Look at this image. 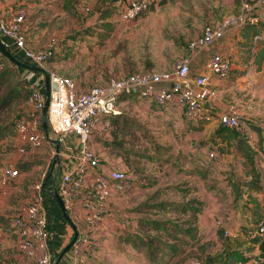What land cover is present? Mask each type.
Segmentation results:
<instances>
[{
  "label": "rangeland",
  "instance_id": "374dc122",
  "mask_svg": "<svg viewBox=\"0 0 264 264\" xmlns=\"http://www.w3.org/2000/svg\"><path fill=\"white\" fill-rule=\"evenodd\" d=\"M129 1L0 0V16L10 21L23 14L28 48L32 51L55 48L57 58L46 66L47 71L70 78L79 89L85 90L130 74L172 72L175 64L187 54L190 43L202 37L207 27H216L224 18L237 17L246 6L258 2L166 0L164 5H155L137 20L126 21L117 8L126 6ZM113 8L116 10L113 19L116 32L101 44L88 32H94L102 10ZM236 45L238 56L225 55L233 60V74L227 80L212 79L211 85L215 89L219 86L221 91L233 90V94H225V104L232 103L236 107L243 122L253 131L252 145L258 148L259 143H264V64L259 68L248 62V48L240 42ZM6 71L4 81H0V108L22 80L28 82L14 64L12 67L5 64L0 79ZM17 93L20 98L0 109V195L6 166L20 169L19 165L29 159L43 164L23 176L15 198L23 202L16 203L9 214L0 211L4 233L15 245L13 252L21 254L10 222L23 204L35 201L39 195L37 186L48 184L45 189L52 190L53 180L58 186L59 178L57 167L50 165L56 156L54 145L44 143L36 148L28 147L25 156L19 153L20 142L14 132V123L20 116L31 118L36 112L26 99L27 90L18 88ZM147 102L136 97L124 98L118 106L121 113L118 124L105 133L96 131L92 137V146L101 164L126 170L130 180L124 191L113 197L109 216L91 232L92 247L84 250L83 263L181 264L199 258L205 261L207 256L223 251L221 234L224 229L228 236L223 235V238L228 239L232 247L242 246L244 252H249L253 248L251 238L259 236L252 201L259 200L264 205V190L263 193L247 191L242 159L233 150L226 154L220 152V141L214 135L218 123L214 127L205 125L202 131L194 134L185 117H182L184 127H178L177 121L168 116L166 107ZM197 126L202 127L201 124ZM255 128H262V135L258 136ZM260 152L256 167L264 189V151ZM45 196H49L60 210L53 196L48 192ZM189 200L199 202L202 213H206V228H200L193 212L183 213L184 209H180L181 204ZM2 203L4 199L0 198V209H3ZM162 203L177 206L163 208ZM145 220L170 221L179 229L189 230L191 236L180 230L172 239L166 237L164 231L158 235L148 229ZM218 221L223 223L224 229L218 227ZM69 231L73 232L71 228ZM140 233L146 235L147 241L155 238L152 251H149L153 256L143 247ZM173 241L179 247V253L174 255L170 248H163ZM136 245L139 248H135ZM162 248L166 251L162 252ZM250 250H254L248 253L253 259L248 264L264 262L258 248Z\"/></svg>",
  "mask_w": 264,
  "mask_h": 264
},
{
  "label": "built area",
  "instance_id": "2783aa9c",
  "mask_svg": "<svg viewBox=\"0 0 264 264\" xmlns=\"http://www.w3.org/2000/svg\"><path fill=\"white\" fill-rule=\"evenodd\" d=\"M149 6L150 0H130L123 6L121 17L126 21L137 20ZM263 8L264 0H258L256 5L246 6L239 16L224 18L216 27H207L202 37L190 43L187 54L175 64L170 73L134 74L123 79H112L103 86H90L85 90L79 89L72 79L47 71V62L54 54L53 47L42 51L28 48L23 14L10 21L0 16V40L4 47L19 56L18 61L40 68L49 75L51 90L47 110L48 126L51 137L60 141L61 148L65 147L60 153L61 166L57 171L59 181L56 187L79 232L78 240L65 256L69 258L70 264H84L83 252L92 247L91 232L97 230L109 216L113 197L122 193L129 184L130 178L126 170L101 168L99 156L92 146L94 133H105L111 127L109 118L120 114L118 103L121 97L150 99L160 107L177 105L190 123L217 122L219 126L241 137L253 139V131L243 122L234 105L225 107L220 113L216 111L217 91L211 85L212 79H229L234 72V63L220 51L212 53L210 49L228 34L237 32L242 25H258L260 21H264ZM258 11L262 13H257ZM260 40H264V33L255 39L256 42ZM203 50L211 53L203 70L193 75L194 55ZM3 56L0 51V57ZM40 76L42 79L39 83L31 86L29 99L35 109V116L21 118L15 125V132L20 140L19 153L22 156L27 154L28 147L36 148L47 142L42 127V112L47 101L44 83L46 76L43 73ZM73 139L78 142L76 151L70 149L73 147L70 140ZM56 167L58 170L57 165ZM19 176V170L14 165H8L3 170L1 185L6 190L12 180ZM37 190L38 197L31 204L20 207L11 227L18 238L22 256L30 264H54L58 256H53L49 248V218L43 208L44 196L41 193L44 192V186H37ZM217 225L224 229L221 221ZM258 229V235L264 236V221L258 224ZM3 234L4 228L0 226V236ZM224 235L228 236L225 229ZM183 264L201 262L191 260Z\"/></svg>",
  "mask_w": 264,
  "mask_h": 264
},
{
  "label": "trees",
  "instance_id": "16d2710c",
  "mask_svg": "<svg viewBox=\"0 0 264 264\" xmlns=\"http://www.w3.org/2000/svg\"><path fill=\"white\" fill-rule=\"evenodd\" d=\"M165 3H166V0H150L149 9L146 12H144L142 15H146L150 11V9L154 8L155 5H158V4L164 5ZM122 8L123 6H118L117 8L118 9L117 12L119 15H121ZM115 15H116V10L114 8L109 9V10L107 9L102 10L99 16V24L94 29V32H88V33L90 35L96 36L99 43L105 44L107 41H109L112 38V36L116 32V24L114 23V20H113L115 18ZM263 33H264V21H260L258 25H252L250 23H246L242 25L237 31V36L240 38L239 42L242 44V46H245L246 48H248L249 58L247 61L250 63H253L259 68L264 64V40H260L256 42L255 39L259 37L260 35H262ZM25 39H26V36H25ZM73 39L78 40L77 37H74ZM26 43H27V39H26ZM57 55H58V51H56V49L54 48V54L48 60L47 65L51 63L52 61H54L57 58ZM5 64L6 66L10 64V67H12V64L9 62V60L5 56L0 57V71L1 70L3 71ZM7 74H8V71H6L2 75V78L0 79L1 82L4 81L3 78L6 77L5 75ZM130 75H134V74H130ZM10 77L12 78L13 76H10ZM18 88H20V90L23 89L24 92L25 90H27L28 97L26 96V99L27 101H29L30 95L32 93V87L27 85L26 82L22 80L21 84L18 85L17 89L13 90L6 96L5 98L6 100L2 104L0 109H2L5 105H7V107L10 106L11 102H14L18 98H20L19 94L17 93ZM129 97L130 96L121 97L119 100V103L124 98H129ZM119 103H118V106H119ZM120 116H121V113L118 115H112L109 118L111 122V127L113 125L116 126L118 124V120ZM21 117L23 116H20L18 119H21ZM18 119L14 123V132H15V125ZM189 125L193 127L192 131L197 132V133L198 131H202L203 126H205L204 124L202 125V127H198L197 126L198 124H193V123H190ZM252 126L255 127L254 125ZM110 130L111 128L109 129V131ZM255 132L256 134H258V136L262 135L261 134L262 128H257V129L255 128ZM113 133H115V131ZM214 135L220 141L219 150L222 154H226L227 152L233 150L238 155V157L242 159V166L244 170L246 171L245 176L247 178V181L244 183V186L246 187L247 191L263 193L264 189H263L260 172H258V169L256 167V158L258 157V154L261 153L260 151H264V148H262L264 143H259L258 148H256L255 146L252 145V142H251L252 140L245 138V137H241L237 135L235 132L229 129H226L222 126H218ZM45 143L47 144V142ZM37 166L42 167L43 164H40L37 160L29 159L26 162L21 163L19 165L20 169L18 170L20 174L29 173ZM252 202L254 204L253 217L256 220L257 224H259L261 221H264V205H262L259 200H253ZM161 206L163 208H167V207H176L177 205L170 204V203H162ZM180 209H184L183 213L187 211H190L191 213L193 212V215L197 217V220L199 223V218L202 215V208L199 207V202L195 200H189L187 203L181 204ZM12 220L10 222V226L12 224ZM144 223L148 227L149 230L157 233L158 235L160 232L164 231L167 233L166 237L171 238V239L177 237L175 236V233L178 230L182 231L183 233H186L189 237L191 236V232H189V230L183 229V228L179 229L178 226H176L170 221H146L145 220ZM0 226H3V228L5 227L3 223L2 224L0 223ZM141 234L142 233H140V235ZM142 235L143 236H140L142 239L141 243H143V247H145L149 253V251H152L155 238H150V241H147L146 235L144 234ZM223 235H224V231L221 234L222 242H223V251L220 254H217L215 256H211V255L207 256L205 261H202L199 258V260H201L203 264H248L253 259V257L250 256L248 253H251V251H254L250 249H256V248H258V251L261 254V258H264V236L262 237L254 236L253 238H251L250 242L253 248H250L249 252H244L243 250L244 248L242 246L232 247L229 244L228 239L223 238ZM175 243L176 241L170 242V244L169 242H167V244H165V247L163 248L165 249L170 248V251L173 255L176 253H179L178 252L179 247L176 246ZM134 247L139 248L138 245ZM163 248H162V252L166 251ZM152 254L153 252L149 253L150 256L154 255ZM58 255L59 254H56V256ZM166 256L167 255L162 256L161 259L165 258ZM258 264H264V262H261V260H259Z\"/></svg>",
  "mask_w": 264,
  "mask_h": 264
},
{
  "label": "crops",
  "instance_id": "0c3cea01",
  "mask_svg": "<svg viewBox=\"0 0 264 264\" xmlns=\"http://www.w3.org/2000/svg\"><path fill=\"white\" fill-rule=\"evenodd\" d=\"M261 11H258L257 13H262ZM263 11H264V8H263ZM239 41H240V38L237 36V32L230 33L225 37L224 40L218 42L216 44V46H214V48L210 49V51L212 53L214 51H220L224 55L227 54V55L238 56V51H237L238 48H237L236 44ZM210 51L209 50H203V51H200L194 55L193 64H192V74L193 75H196L203 70V68H204V66L208 60V56L211 53ZM15 67L18 68L17 70L20 73V75L23 76V79H26L28 81L27 84L29 86H32L33 84H36V83L38 84L39 81L42 79V77L40 76V73H38V72H33V71H30V70H27V69H24L21 67H17V66H15ZM29 73L34 74V75L33 76L29 75ZM213 79H216V78H213ZM44 81H45L44 83L46 84V80H44ZM215 87H217L216 88L217 90L214 88L217 91L216 111H217V113H220L223 109H225V107L232 105V103L225 104L224 98L227 95L226 93L228 92V93H230L228 95H231L234 92H233V90H230V89H227L226 91H224V90L221 91L219 89V86H217V85ZM145 100H147L150 104L153 103L150 99H145ZM118 109H119V107H118ZM166 110L168 112V116H170V118L175 119L177 121L178 127H184L183 123H182L183 122L182 117L184 118L182 109H180L177 105H171V106L166 107ZM216 124H217V122H214V123L208 124V125L214 127L213 125H216ZM201 125H204V124H201ZM99 132H101V131H99ZM190 133L193 134L192 131H190ZM194 134H197V132H194ZM19 142H20V140H19ZM70 143L73 146L70 149H73V151H76L77 147H78V142L76 141V139L70 140ZM47 144L53 145L50 142H47ZM64 150H65V147L62 146V151H64ZM53 162H54V160H52L50 165L52 164V166H53ZM101 168L108 170V169H112V168H116V167L110 166L108 164H103V165H101ZM25 175H27V173H21L18 178L12 180V183H10L9 187L6 190L4 188H1V189H3L4 192L2 191V195H0V198L4 199V203H2L3 209H0V211H2L3 213H7V214L11 213L13 211V207L16 206L15 205L16 203L18 205V203L23 202L22 199H20L18 201V200H15V198H16V194L19 192L18 186H19V184L22 183L23 176H25ZM52 179H54V178H52ZM46 186H48V184H44L43 208H44V211L48 215V218H49V227H48L49 248H50L53 256H56V254H60L63 251V249L69 244L72 236H74V233L73 232L71 233L69 231L71 227L66 222V220L63 216V213L61 211V208L59 207L60 210L57 209L54 202L52 201V199L49 196H45L46 192H48V194L51 195V193H50L51 189H45ZM51 187L53 188V185ZM205 215H206V213L203 212L201 217L199 218V226L201 229L206 228ZM4 230H5V227H4ZM12 234L14 236H16L14 234V231ZM7 237L8 236H7L6 232L2 236H0V264H21V263H27V264L29 263L30 264L31 262L29 260L25 259L24 256H22L19 253L15 254L13 252V248L15 247L14 242H13V240H9ZM17 240H18V238H17ZM60 264H70L69 258L64 257Z\"/></svg>",
  "mask_w": 264,
  "mask_h": 264
},
{
  "label": "water",
  "instance_id": "95a60500",
  "mask_svg": "<svg viewBox=\"0 0 264 264\" xmlns=\"http://www.w3.org/2000/svg\"><path fill=\"white\" fill-rule=\"evenodd\" d=\"M0 51L3 53V55L10 61V63L14 64L17 67H21L33 72H38V73H43L46 76V93H47V101H46V106L42 112V127H43V131L45 133L47 142H50L51 144H53L56 148V156L53 162V168L57 165L58 166V170H60V166H61V160H60V153H61V143L60 141L54 139L51 137L50 134V130H49V126H48V121H47V110H48V106H49V98H50V80H49V75L47 74V72H45L44 70L37 68L35 66H29L26 65L20 61H18L12 54L11 52H9L4 45L2 44L1 40H0ZM51 195L55 198V200L57 201L59 207L61 208V211L63 213V216L66 220V222L70 225V227L72 228L73 232H74V236L71 240V242L63 249V251L58 255L56 261L54 264H60L61 261L63 260V258L66 256L67 253L70 252V250L72 249V247L74 246V244L76 243V241L78 240L79 237V232L77 229V226L74 224L68 210L65 207V203L62 199V197L60 196L57 187H56V180H54V184H53V189L52 191H50Z\"/></svg>",
  "mask_w": 264,
  "mask_h": 264
}]
</instances>
